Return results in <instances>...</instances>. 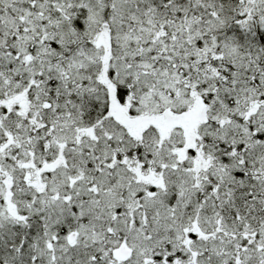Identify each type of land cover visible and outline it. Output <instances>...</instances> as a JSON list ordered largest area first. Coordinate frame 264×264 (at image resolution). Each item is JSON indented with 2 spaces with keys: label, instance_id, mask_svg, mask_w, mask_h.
<instances>
[{
  "label": "snow or ice",
  "instance_id": "6c2138e0",
  "mask_svg": "<svg viewBox=\"0 0 264 264\" xmlns=\"http://www.w3.org/2000/svg\"><path fill=\"white\" fill-rule=\"evenodd\" d=\"M0 264H264V0H0Z\"/></svg>",
  "mask_w": 264,
  "mask_h": 264
}]
</instances>
